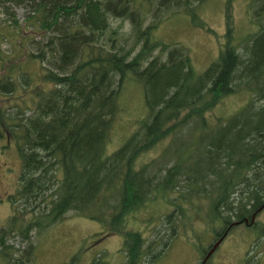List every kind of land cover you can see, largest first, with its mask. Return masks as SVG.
I'll list each match as a JSON object with an SVG mask.
<instances>
[{
    "label": "trees",
    "instance_id": "trees-1",
    "mask_svg": "<svg viewBox=\"0 0 264 264\" xmlns=\"http://www.w3.org/2000/svg\"><path fill=\"white\" fill-rule=\"evenodd\" d=\"M201 1L0 0V23L25 39L28 59L41 69L39 83L52 85L35 84L30 105L0 109V129L14 136L20 159L12 210L0 227L3 264H36L32 235L70 211L122 234L125 264H152L198 201L219 237L264 206V0L247 2L255 31L233 43L227 22L216 59L196 73L183 45L154 32L181 14L215 34L199 16ZM14 7L23 9L22 21ZM29 78L11 64L0 75V91L12 94ZM127 80L142 84L147 115L107 153ZM243 90L247 102L210 124L205 113ZM164 138L167 163L139 161ZM160 202L171 208L158 218L152 212ZM141 209L150 214L143 223L155 225L147 242L126 227ZM15 238L21 246L9 243Z\"/></svg>",
    "mask_w": 264,
    "mask_h": 264
},
{
    "label": "rangeland",
    "instance_id": "rangeland-1",
    "mask_svg": "<svg viewBox=\"0 0 264 264\" xmlns=\"http://www.w3.org/2000/svg\"><path fill=\"white\" fill-rule=\"evenodd\" d=\"M247 2L248 0H231L227 10V0L201 1L199 16L215 34L209 32L207 28L193 25L188 15L174 14L157 27L154 32L155 38L166 43L176 42L183 45L189 53L196 73H200L216 59L219 48L225 43L224 33L227 22L232 27L233 43L255 31L256 25L251 21ZM14 12L16 18L22 21L23 9L14 7ZM25 43V39L20 38L12 25L6 22L0 23V75H4L12 64L21 66V70L30 77L27 84L21 81L12 94L0 91V109H4L5 113L18 102L30 105L35 84L44 88L52 86L48 83H39L40 66L36 61L28 59ZM142 90V84L133 80H127L123 87L119 97L120 111L107 139L108 144L105 148L107 153L121 146L134 132L137 123L146 117L147 108ZM249 97L250 94L244 90L230 94L205 115L210 120V124L214 125L216 118H229L247 102ZM188 138L184 135L181 141L185 144ZM177 143V140L173 139L172 149ZM167 146H170L169 138H164L138 159L141 162L158 159L161 160L159 164L164 165L167 161L161 157L167 155L164 151ZM19 172L20 159L15 138L10 132L0 129V227L5 225V220L11 213L12 204L9 197L16 191ZM169 208L171 205L160 202L154 209L156 212L150 209L149 212L159 218V213H166ZM186 212L187 216H190L183 222L177 223V235L152 264H198L204 250L218 240L214 228L212 229L214 225L207 219L204 201H198L197 208L190 206ZM149 215L145 209L138 210L129 216L126 224L129 230L143 232L146 242L150 237V229L155 227V225L150 226L149 222L143 223ZM258 218L263 219V222L259 221V226L263 230L264 211ZM153 221L159 220L155 218ZM249 229L253 230L252 227L244 224L231 228L212 253L207 264H241L248 238L252 234ZM258 231L255 241L251 242L250 252L256 255V264H264V234ZM32 237L35 244L36 264H64L73 257L74 264H92L94 259L98 264H103L102 261L107 264L126 263L122 234L112 232L105 222L89 219L72 211L67 212L61 220L47 229L35 232ZM9 243L17 247L22 245L18 238L10 240ZM251 254L250 256H254ZM0 264H3L1 258Z\"/></svg>",
    "mask_w": 264,
    "mask_h": 264
},
{
    "label": "flooded vegetation",
    "instance_id": "flooded-vegetation-1",
    "mask_svg": "<svg viewBox=\"0 0 264 264\" xmlns=\"http://www.w3.org/2000/svg\"><path fill=\"white\" fill-rule=\"evenodd\" d=\"M263 209H264L263 206H260L256 211L253 212V214H252V216H254L253 220H252V216H251V218L249 220L247 218H245L244 220L234 221V223L238 222L237 225L244 224V225L252 227V229H253V230H250V232L252 231V234L250 235V238H248V242L246 244V250L244 253L245 256H244V259L241 262V264H246L249 261H253L255 263L257 262V258L251 257L249 255V252L251 251V242L255 239V237L257 236V231L260 230V228H261V226H259V221L263 222V219L258 218L259 216H261ZM198 264H205V261H203V258L200 260V263H198Z\"/></svg>",
    "mask_w": 264,
    "mask_h": 264
},
{
    "label": "water",
    "instance_id": "water-1",
    "mask_svg": "<svg viewBox=\"0 0 264 264\" xmlns=\"http://www.w3.org/2000/svg\"><path fill=\"white\" fill-rule=\"evenodd\" d=\"M216 245H217V243L214 246H216ZM212 250H213V248L207 253V256L211 253Z\"/></svg>",
    "mask_w": 264,
    "mask_h": 264
},
{
    "label": "bare ground",
    "instance_id": "bare-ground-1",
    "mask_svg": "<svg viewBox=\"0 0 264 264\" xmlns=\"http://www.w3.org/2000/svg\"><path fill=\"white\" fill-rule=\"evenodd\" d=\"M259 221V220H258Z\"/></svg>",
    "mask_w": 264,
    "mask_h": 264
}]
</instances>
